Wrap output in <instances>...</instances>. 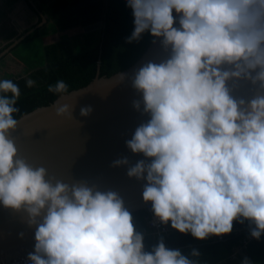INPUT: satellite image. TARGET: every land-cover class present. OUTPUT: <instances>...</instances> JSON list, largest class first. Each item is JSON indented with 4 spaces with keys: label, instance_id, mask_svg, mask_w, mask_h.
I'll list each match as a JSON object with an SVG mask.
<instances>
[{
    "label": "clouds",
    "instance_id": "obj_1",
    "mask_svg": "<svg viewBox=\"0 0 264 264\" xmlns=\"http://www.w3.org/2000/svg\"><path fill=\"white\" fill-rule=\"evenodd\" d=\"M126 3L134 16L128 42L149 32L171 50L166 61L145 64L132 79L150 119L126 143L148 161L139 160L127 175L147 181L144 202L151 203L161 223L180 233L204 240L230 234L234 221L248 220L255 225L251 236L259 240L264 235V96L244 107L227 82L248 75L264 84V0ZM67 90L62 80L49 86L53 93ZM19 97L16 83L0 81V203L25 210L29 223L37 225L31 264H199L163 240L145 251L144 237L116 192L53 183L44 167L18 158L9 135L18 124L13 114L19 112ZM134 107L140 110L141 101ZM91 111L81 108V115ZM57 115L70 117V107H59ZM128 163L124 158L114 166ZM199 255L192 250V257ZM242 264L252 262L245 258Z\"/></svg>",
    "mask_w": 264,
    "mask_h": 264
},
{
    "label": "water",
    "instance_id": "obj_2",
    "mask_svg": "<svg viewBox=\"0 0 264 264\" xmlns=\"http://www.w3.org/2000/svg\"><path fill=\"white\" fill-rule=\"evenodd\" d=\"M29 3L42 16L41 23H45V15L33 2ZM102 25V21H97L83 27V31ZM175 26L179 27L178 18ZM33 29L4 48L0 57ZM170 55L171 50L163 47L161 38L152 37L138 58L122 70L110 76H100L97 71L85 86L61 93L48 105L18 117V124L9 135L18 149V158L34 168L44 167L47 179L53 183L56 180L70 185L86 183L95 190L116 192L129 212L143 209L146 203L142 193L147 181L129 177L127 172L139 160L147 162L148 158L142 153H133L126 142L150 115L143 112L142 94L132 87V79L145 64L164 62ZM224 69L234 70L229 65ZM256 71L251 72L252 77ZM227 86L234 99L246 102L244 107L252 99L264 96V84L254 83L248 75L230 79ZM135 101H141L140 110L134 107ZM64 105L70 107V117L57 115V109ZM84 107L92 109L88 116L81 115ZM124 158L129 161L127 165L114 166V161ZM29 219L25 210L7 208L0 203V257H12L21 251L34 252L37 225H31Z\"/></svg>",
    "mask_w": 264,
    "mask_h": 264
},
{
    "label": "trees",
    "instance_id": "obj_3",
    "mask_svg": "<svg viewBox=\"0 0 264 264\" xmlns=\"http://www.w3.org/2000/svg\"><path fill=\"white\" fill-rule=\"evenodd\" d=\"M26 1L36 3V9L45 15L46 22L41 23L42 16L28 2L36 16V22L26 31L34 29L10 51L24 64L25 74L9 75L6 78L16 83L20 89L16 105L19 112L13 114L15 119L38 106L51 103L61 93L50 92L49 86H54L58 81L62 80L67 84L68 92L88 84L97 71L100 76H110L122 70L138 58L153 37L145 32L138 41L128 42V37L134 31V16L126 0ZM97 21H102V27L83 31V27ZM55 32L58 33V39L46 42ZM43 33L45 34L42 35ZM35 38L40 43L41 57L27 60L18 48ZM7 45L9 43L2 49ZM29 79L35 82L33 87L27 86ZM151 212L153 213L152 208ZM130 213L136 231L144 237L145 251H152L163 240L167 248L178 249L190 259L198 260L199 264H242L245 258L252 264H264V235L259 240L252 238L244 244L247 232L239 228L241 225L255 227L248 220L243 223L234 221L233 231L221 235V238L211 235L199 240L190 233L184 234L173 229L170 223L167 224V234L152 235L145 219L148 211L140 209ZM240 247L245 255L236 249ZM193 249L200 253L198 257L191 256Z\"/></svg>",
    "mask_w": 264,
    "mask_h": 264
},
{
    "label": "crops",
    "instance_id": "obj_4",
    "mask_svg": "<svg viewBox=\"0 0 264 264\" xmlns=\"http://www.w3.org/2000/svg\"><path fill=\"white\" fill-rule=\"evenodd\" d=\"M28 2L26 0H15L14 2H13V0L1 1V3H0V42H2V41L4 42L3 46H5L7 43H9V45L14 43V41L17 38H19L23 33H25L27 28H29V27H27L25 30L22 29L21 24H23V22H26L25 15L21 11V14L24 15V18H22L21 14L17 13V11L22 8L26 11V14L28 16L29 15V9H30ZM34 4L36 6V3H34ZM30 11H31V13H33L31 9H30ZM13 24L16 25V29H13ZM17 44H15L14 46H16ZM9 45H7V46H9ZM14 46H12L9 51H11L14 48ZM1 49L2 48H0V50ZM7 54H11V52H9ZM0 58H2V57H0ZM12 58L17 61L16 63H19L21 65V67H22L21 70L23 71L24 64L19 59L15 58L13 55H12ZM0 61H3V60H0ZM24 74H25V70H24L23 74H20V75H24ZM239 251H240V253L243 252L241 250H239Z\"/></svg>",
    "mask_w": 264,
    "mask_h": 264
},
{
    "label": "rangeland",
    "instance_id": "obj_5",
    "mask_svg": "<svg viewBox=\"0 0 264 264\" xmlns=\"http://www.w3.org/2000/svg\"><path fill=\"white\" fill-rule=\"evenodd\" d=\"M1 1H3V0H0V3H1ZM14 1L15 0H13V2ZM21 11L25 15V19H26V22H23V24H21V27L23 30H25L27 27H30L31 25H33L36 22V16L33 14L34 13L33 11H32L33 13H31L30 9H29V15L28 16L26 14V11L22 8L19 9L17 11V13L21 14ZM24 15L21 14L22 18H24ZM13 29H16L15 24H13ZM73 31L75 32L76 30H73ZM44 34L45 33H43L42 35H44ZM57 35H58V33L55 32L54 36L48 37L46 42L57 40L58 39ZM3 44H4L3 41L0 42V48H2ZM18 50L20 52H22V55L27 60H31V59L37 60V59H39V57H41L40 43H39L38 38H35L31 41H28V42L22 44L21 48H18ZM16 62L17 61L12 58L11 54H7L6 57L3 59V61H0V81L5 80L6 78H8L9 75L23 74L24 69L22 71L21 65L19 63H16ZM21 252L28 254L27 251H21Z\"/></svg>",
    "mask_w": 264,
    "mask_h": 264
},
{
    "label": "built area",
    "instance_id": "obj_6",
    "mask_svg": "<svg viewBox=\"0 0 264 264\" xmlns=\"http://www.w3.org/2000/svg\"><path fill=\"white\" fill-rule=\"evenodd\" d=\"M144 208L148 211V215L145 217L146 224L148 228L151 229V234L155 236H160L167 234L169 232V227L163 223L160 222V220L155 216L154 213L151 212V204L146 203ZM254 227H246L244 225H241L239 229L246 230V236L244 244L252 239L251 236V230ZM218 238H221V235L218 236ZM243 247V246H242ZM236 248L237 250H242L243 248ZM245 247V246H244ZM234 256V253L232 254ZM28 254L20 252L12 257H0V264H31V261L28 259Z\"/></svg>",
    "mask_w": 264,
    "mask_h": 264
},
{
    "label": "flooded vegetation",
    "instance_id": "obj_7",
    "mask_svg": "<svg viewBox=\"0 0 264 264\" xmlns=\"http://www.w3.org/2000/svg\"><path fill=\"white\" fill-rule=\"evenodd\" d=\"M5 48H6V47H5ZM3 49H4V48H3ZM3 49H2V50H3ZM2 50H1V51H2ZM1 51H0V52H1ZM9 52H10V51H9ZM9 52H7V53H9ZM7 53H5V54H7ZM5 54H4V55H5ZM17 77H18V76H17Z\"/></svg>",
    "mask_w": 264,
    "mask_h": 264
}]
</instances>
